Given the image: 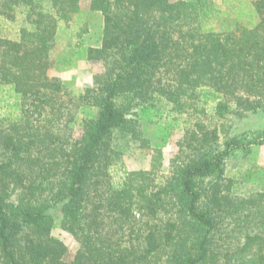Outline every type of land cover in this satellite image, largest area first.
<instances>
[{"label":"trees","instance_id":"trees-1","mask_svg":"<svg viewBox=\"0 0 264 264\" xmlns=\"http://www.w3.org/2000/svg\"><path fill=\"white\" fill-rule=\"evenodd\" d=\"M80 1L0 0L21 22L0 34V264H264V190L236 195L227 175L264 145V0H90L105 70L74 94L49 55ZM72 106L98 109L79 137ZM148 109L187 118L167 173L157 148L121 167L115 141L142 142Z\"/></svg>","mask_w":264,"mask_h":264},{"label":"rangeland","instance_id":"rangeland-1","mask_svg":"<svg viewBox=\"0 0 264 264\" xmlns=\"http://www.w3.org/2000/svg\"><path fill=\"white\" fill-rule=\"evenodd\" d=\"M214 3L219 8L223 7L222 0H214ZM80 7L81 13L65 27L49 55L50 75L59 77L74 94H79L80 90L86 87H92L96 77L105 70L104 62L89 59L88 53L90 48L101 46L104 25L102 14L91 11L90 0H81ZM20 25L19 20L9 22L0 18V34L15 37ZM72 108L75 110V116L70 124L74 135L79 137L84 118L95 116L98 109L91 106ZM139 119L144 137L142 142H134L128 135H120L115 141L123 157L121 167L129 170L149 169L152 150L157 148L163 155L162 171L167 173L171 160L178 151V143L184 136L186 116L175 113L168 116L165 113L159 118L153 109H148ZM203 121L208 126H213L217 120L209 113ZM227 175L234 181L232 191L236 195L246 197L264 190V145H257L250 152L239 151L229 158ZM53 235L67 244L68 258L72 259L79 248V242L72 233L61 226L60 215L56 217Z\"/></svg>","mask_w":264,"mask_h":264}]
</instances>
